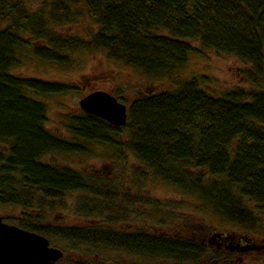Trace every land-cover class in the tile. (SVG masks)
Wrapping results in <instances>:
<instances>
[{"label": "trees", "instance_id": "obj_1", "mask_svg": "<svg viewBox=\"0 0 264 264\" xmlns=\"http://www.w3.org/2000/svg\"><path fill=\"white\" fill-rule=\"evenodd\" d=\"M80 14L97 30L86 37L57 30ZM190 41L247 63L248 88L216 93L197 77L174 79L171 89L147 87L132 98L121 126L79 109L56 134L46 126L44 98L74 85L12 73L29 55L68 68L73 53L101 50L147 76L172 77L196 51ZM91 144L109 148L115 161L132 155L152 177L199 199L201 210L255 229L262 218L250 204L264 209V0H0V207L19 208L17 225L49 241L97 251V261L57 264H116L102 260L100 250L177 264L226 260L227 252L202 236L120 229L131 204L155 202L106 174L43 160L89 155ZM68 194L85 223L49 224L48 211L64 207Z\"/></svg>", "mask_w": 264, "mask_h": 264}, {"label": "rangeland", "instance_id": "obj_2", "mask_svg": "<svg viewBox=\"0 0 264 264\" xmlns=\"http://www.w3.org/2000/svg\"><path fill=\"white\" fill-rule=\"evenodd\" d=\"M56 28L66 35L74 34L86 37L89 33L97 30V24L80 14L77 15L76 19L61 23ZM190 42L196 51L188 55L186 64L172 77L153 78L147 76L137 69L107 58L101 50L73 53L76 63L68 68L42 62L29 55L12 69V73L17 76L37 77L74 85V88L66 93L44 98L48 117L46 126L56 134L64 133L63 125L66 117L77 113L80 109L78 106L79 99L84 94L96 89L116 94V97L117 95L122 97L121 102L127 104L132 98L146 93L147 87H150L149 91L171 89L175 85L174 79L183 80L197 77L204 89L216 93H222L236 87L248 88L242 76V71L249 68L247 63L233 55L202 48L196 41ZM89 148L91 150L89 155L54 154L44 156L43 160L69 164L86 171H93L98 175L106 174L116 185L125 184L126 188L127 186L130 188H127L130 193L137 192L142 195L141 197H148L155 202L154 204L144 202L131 204L126 220L117 225L120 229L125 231L138 229L156 233L166 231L168 234L177 236L196 238L202 236V238H206L205 240L213 232L245 233L256 241L262 240L261 243L264 246V209H258L255 204H250L255 213L262 218V221L255 229L245 230L236 224L224 222L210 212L201 210L198 208L201 205L199 199L152 177L148 170L135 162L132 155H128L127 160L123 163L109 157L108 154L111 151L103 145L91 144ZM64 202V207H55L48 211L47 222L63 226L83 225L85 222L83 223L82 218L74 212L75 195L68 194L65 196ZM19 213L17 207H0V215H3L6 223L17 225L16 219ZM50 245L63 251L62 263L79 259L98 260L95 254L97 251L88 249L87 246L72 251L68 248L67 242L56 239H50ZM215 245V243H210V246L214 248ZM99 253V257L108 263L177 264L160 259H144L135 254L117 250H100ZM218 263L264 264V248L262 250L249 249L241 261Z\"/></svg>", "mask_w": 264, "mask_h": 264}, {"label": "water", "instance_id": "obj_3", "mask_svg": "<svg viewBox=\"0 0 264 264\" xmlns=\"http://www.w3.org/2000/svg\"><path fill=\"white\" fill-rule=\"evenodd\" d=\"M78 106L83 112L96 115L113 126H121L127 121V105L106 90L96 89L84 94ZM245 240L241 246L237 244L232 248L240 252L251 248L249 240ZM62 256L63 251L50 245L46 236L6 223L0 215V264H57Z\"/></svg>", "mask_w": 264, "mask_h": 264}, {"label": "flooded vegetation", "instance_id": "obj_4", "mask_svg": "<svg viewBox=\"0 0 264 264\" xmlns=\"http://www.w3.org/2000/svg\"><path fill=\"white\" fill-rule=\"evenodd\" d=\"M160 233L168 234L166 231H161ZM215 233L217 232H213L209 234V236H207L206 241L209 245L210 243H215L216 244L215 249H222L227 252L226 254L228 255V257L226 258V260L222 261L221 263L241 261L243 255L246 254V252L249 251V249L262 250L264 248L263 244L261 243L262 240L256 241V239H254L251 236H248L245 233L219 232L221 233L220 236H216ZM245 238L249 240L248 242H250L249 245L251 246V248L242 250L241 252L232 248L234 245L239 244L238 246H241L242 244H244L246 242ZM205 239L206 238H203V240ZM252 243H254V247H252Z\"/></svg>", "mask_w": 264, "mask_h": 264}]
</instances>
